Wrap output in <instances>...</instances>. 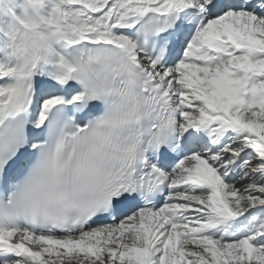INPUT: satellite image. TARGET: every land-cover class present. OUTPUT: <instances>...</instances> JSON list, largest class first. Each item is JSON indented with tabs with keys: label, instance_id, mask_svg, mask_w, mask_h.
<instances>
[{
	"label": "snow or ice",
	"instance_id": "6c2138e0",
	"mask_svg": "<svg viewBox=\"0 0 264 264\" xmlns=\"http://www.w3.org/2000/svg\"><path fill=\"white\" fill-rule=\"evenodd\" d=\"M0 264H264V0H0Z\"/></svg>",
	"mask_w": 264,
	"mask_h": 264
}]
</instances>
